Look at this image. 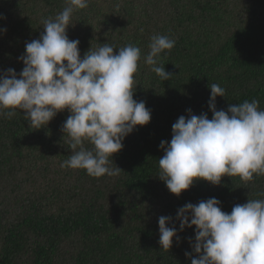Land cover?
Masks as SVG:
<instances>
[{"label": "trees", "instance_id": "obj_1", "mask_svg": "<svg viewBox=\"0 0 264 264\" xmlns=\"http://www.w3.org/2000/svg\"><path fill=\"white\" fill-rule=\"evenodd\" d=\"M65 6L0 0V73L22 70L25 43L39 38L42 19ZM71 23L67 35L79 40L81 58L100 43L140 48L133 98L145 102L151 120L135 126L113 154L120 174L96 178L60 167L71 155L62 132L67 109L40 129L30 128L20 110L0 118V264H191L199 255L191 246L195 226L178 230L179 240L173 237L165 251L158 218L171 216L168 226L179 229V207L213 197L230 213L248 199H264V175L248 182L225 175L219 185L197 179L176 196L156 176L159 144L170 141L172 124L188 109L212 118V83L225 89L216 110L253 99L264 110V0H90ZM156 34L175 40L160 54L169 80L144 63Z\"/></svg>", "mask_w": 264, "mask_h": 264}, {"label": "clouds", "instance_id": "obj_2", "mask_svg": "<svg viewBox=\"0 0 264 264\" xmlns=\"http://www.w3.org/2000/svg\"><path fill=\"white\" fill-rule=\"evenodd\" d=\"M89 2L65 0L62 11L42 19L39 38L25 43L18 57L22 70L0 73V118L11 119L20 110L30 128L40 129L67 109L62 132L68 136L71 155L60 167L83 169L96 178L118 176L121 169L112 166L113 154L123 148L122 141L135 126L151 120L145 102L133 98L141 50L106 42L90 47L81 58L79 40H70L67 28L73 24L74 11L87 8ZM174 45V39L160 34L153 35L148 45L144 63L162 81L173 74L159 62L160 54ZM209 88L212 118L188 109L187 118L181 115L172 124L170 141L159 144L163 155L156 176L176 196L197 179L219 185L225 175L245 182L264 175V110L259 101L244 100L227 111L216 110V97H224L225 89L217 83ZM220 203L213 197L179 207V229L168 226L171 216H160V247L168 251L173 237L179 240L178 230L195 226L191 246L199 255L191 264H264V199H248L230 213L222 211Z\"/></svg>", "mask_w": 264, "mask_h": 264}]
</instances>
